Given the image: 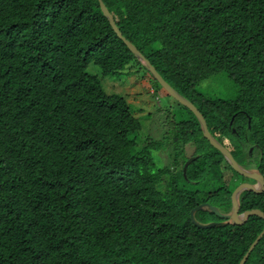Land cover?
Wrapping results in <instances>:
<instances>
[{
  "label": "trees",
  "instance_id": "trees-1",
  "mask_svg": "<svg viewBox=\"0 0 264 264\" xmlns=\"http://www.w3.org/2000/svg\"><path fill=\"white\" fill-rule=\"evenodd\" d=\"M102 1L210 135L261 174L239 213L264 215V0ZM132 61L98 0H0V264H239L263 230L254 215L191 222L202 203L228 212L237 187L256 180L231 169L187 108L170 138L133 152L141 125L130 105L86 71L119 76ZM220 73L232 98L196 90ZM166 147L169 164L156 165ZM212 168L232 179L205 187ZM245 264H264V235Z\"/></svg>",
  "mask_w": 264,
  "mask_h": 264
},
{
  "label": "rangeland",
  "instance_id": "rangeland-1",
  "mask_svg": "<svg viewBox=\"0 0 264 264\" xmlns=\"http://www.w3.org/2000/svg\"><path fill=\"white\" fill-rule=\"evenodd\" d=\"M138 63L132 61L119 76H101L98 68L92 64L86 70L88 74L98 76L106 94L121 96L130 105L132 115L141 125V129L135 135L136 147L133 152L139 151L148 143L165 140L168 124L170 122L178 123L185 119L182 107L170 98L146 69H143L141 61ZM196 90L204 97L221 99H230L234 94L232 83L223 73L201 82ZM184 149L186 157H190L194 151V147L191 145L185 146ZM153 153L155 155V152ZM156 154L161 158V160L155 159L156 165L169 164V149H162ZM219 173L222 176L224 174L225 180L232 179L228 169L219 172L218 168H212L210 179L205 182L204 186L211 189L221 186ZM235 181L239 182L238 179Z\"/></svg>",
  "mask_w": 264,
  "mask_h": 264
},
{
  "label": "water",
  "instance_id": "water-1",
  "mask_svg": "<svg viewBox=\"0 0 264 264\" xmlns=\"http://www.w3.org/2000/svg\"><path fill=\"white\" fill-rule=\"evenodd\" d=\"M98 4L100 7V10L104 17L108 20L109 24L111 25V28L114 33H116V36L126 45V47L131 51V53L135 56V58L138 61H141L143 66L146 68V70L150 73L152 78L157 82L160 87L170 96V98L174 99L178 104L181 106L187 108L197 119L201 133L203 137L218 151L222 154L225 161L228 163V165L231 167L232 170H234L235 173H239L244 176H250L252 178L256 179L255 184H241L237 187V189L234 192L232 205L228 212L223 213L215 206H212L208 203H202L196 207H194L190 213L189 217L191 222L199 229H207V228H213V227H224L230 224H234L239 222L241 219L246 218L248 216H258L264 220V215L261 214L258 211L251 210L243 213H239L240 210V195L244 191L249 190H256L262 186L263 178L259 172H257V169L255 168H244L240 166L235 160L231 157L230 153L227 151L225 147H223L219 142H217L209 133L205 120L203 116L200 114V112L197 110V108L186 98L181 96L177 91H175L155 70V68L145 59V57L137 50V48L130 43L128 40H126L119 29L117 28L116 24H114V20L112 15L107 10L105 4L102 0H98ZM235 115L232 117L230 121V125L232 124V121L234 119ZM185 171V168L183 169ZM198 211H207L213 213L215 216L221 219V221H212L208 223H201L195 219V214ZM264 235V228L261 231V233L256 237V239L252 242V244L247 248L246 253L244 254L243 258L240 260L239 264H245L247 261L250 253L253 250V247H255L258 243V241L261 239V237Z\"/></svg>",
  "mask_w": 264,
  "mask_h": 264
},
{
  "label": "flooded vegetation",
  "instance_id": "flooded-vegetation-1",
  "mask_svg": "<svg viewBox=\"0 0 264 264\" xmlns=\"http://www.w3.org/2000/svg\"><path fill=\"white\" fill-rule=\"evenodd\" d=\"M170 128H171V126H170V124H168L167 135L165 136L167 139L172 136V133L170 132ZM166 149H168V147H166ZM253 184H255V182Z\"/></svg>",
  "mask_w": 264,
  "mask_h": 264
}]
</instances>
